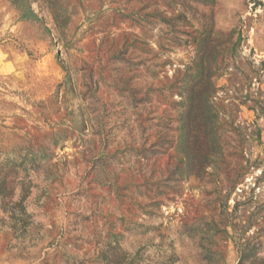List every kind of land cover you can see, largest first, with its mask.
<instances>
[{
  "label": "rangeland",
  "instance_id": "obj_1",
  "mask_svg": "<svg viewBox=\"0 0 264 264\" xmlns=\"http://www.w3.org/2000/svg\"><path fill=\"white\" fill-rule=\"evenodd\" d=\"M0 264H264V0H0Z\"/></svg>",
  "mask_w": 264,
  "mask_h": 264
}]
</instances>
